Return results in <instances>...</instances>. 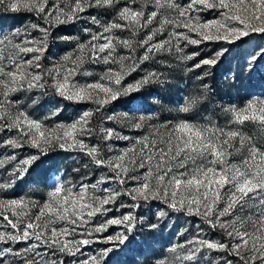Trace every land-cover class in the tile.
<instances>
[{"label": "snow or ice", "instance_id": "1", "mask_svg": "<svg viewBox=\"0 0 264 264\" xmlns=\"http://www.w3.org/2000/svg\"><path fill=\"white\" fill-rule=\"evenodd\" d=\"M253 35L264 0H0V264H264V94H219L264 44L216 75Z\"/></svg>", "mask_w": 264, "mask_h": 264}, {"label": "rangeland", "instance_id": "2", "mask_svg": "<svg viewBox=\"0 0 264 264\" xmlns=\"http://www.w3.org/2000/svg\"><path fill=\"white\" fill-rule=\"evenodd\" d=\"M19 19L22 18L14 19L12 17H6L2 19V22L8 25H12L14 22H18ZM261 44H264V38L260 37L259 35H253L250 38H246L238 46L234 47L225 64L220 69L216 70L217 79H220L222 70L231 67L233 71H235L237 64L240 63V61L248 53V51ZM211 47L212 46L210 45L206 50H211ZM181 76H184V78L181 79ZM260 80L261 76L260 74H257V76L250 82L248 74L244 72L240 76L237 88H223L219 90V94L224 96V103H227L229 100H231L236 104H240L242 100L249 96L250 93H254L257 96L264 94V89H262L260 86ZM174 84L176 88H185L186 85L194 86L196 84V81L194 78L189 81L184 73H178L176 79L174 80ZM174 92L175 88L173 89V94ZM135 258L137 260H142V257L140 256H137Z\"/></svg>", "mask_w": 264, "mask_h": 264}]
</instances>
